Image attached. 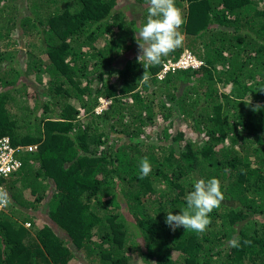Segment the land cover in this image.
I'll return each mask as SVG.
<instances>
[{
  "label": "trees",
  "instance_id": "obj_1",
  "mask_svg": "<svg viewBox=\"0 0 264 264\" xmlns=\"http://www.w3.org/2000/svg\"><path fill=\"white\" fill-rule=\"evenodd\" d=\"M175 6L183 45L145 83L146 0H0V139L24 148L0 177V264H264V0ZM184 51L198 67L162 72ZM210 178L205 232L172 231Z\"/></svg>",
  "mask_w": 264,
  "mask_h": 264
},
{
  "label": "clouds",
  "instance_id": "obj_2",
  "mask_svg": "<svg viewBox=\"0 0 264 264\" xmlns=\"http://www.w3.org/2000/svg\"><path fill=\"white\" fill-rule=\"evenodd\" d=\"M146 4L148 13L146 23L136 32L137 35L134 37L139 49L137 61H143L142 66L144 71L141 80L145 83L150 79V74L147 69L159 65L163 57L168 56L177 48H180L184 42V34L180 31L184 24V19L181 10L175 6V0H146ZM185 54L191 55L189 51H184L178 59L164 61L162 72L196 68L191 66L181 67L178 65L179 60ZM102 103H106V105L104 106ZM108 103L109 101L107 99L100 98L98 105L94 108V112L99 114L107 108ZM250 103L251 99L248 104ZM260 107L257 104L253 110L256 111ZM150 172L151 164L147 157H144L139 162L138 179H144ZM223 199L224 197L220 190L218 179H199L194 183L193 190L185 197L186 207L176 215L168 212L165 218V224L172 231L183 227L185 230L202 234L211 223L209 214L220 206ZM9 203L10 198L7 193L0 190V208L6 207ZM244 243L247 244L250 241H244ZM229 245L239 248V236H234L230 239Z\"/></svg>",
  "mask_w": 264,
  "mask_h": 264
},
{
  "label": "built area",
  "instance_id": "obj_3",
  "mask_svg": "<svg viewBox=\"0 0 264 264\" xmlns=\"http://www.w3.org/2000/svg\"><path fill=\"white\" fill-rule=\"evenodd\" d=\"M198 64L199 63L189 54H185L178 63L181 67H198ZM25 148L27 151H30L34 146H27ZM23 149L24 148L20 146L12 147L7 138L0 139V177L6 176L19 167L20 162L17 157ZM3 208H0V210H4Z\"/></svg>",
  "mask_w": 264,
  "mask_h": 264
},
{
  "label": "rangeland",
  "instance_id": "obj_4",
  "mask_svg": "<svg viewBox=\"0 0 264 264\" xmlns=\"http://www.w3.org/2000/svg\"><path fill=\"white\" fill-rule=\"evenodd\" d=\"M102 105H104V106H105V105H106V103H102ZM25 227L27 228V227H28V224H26V225H25ZM136 262H137V260H136Z\"/></svg>",
  "mask_w": 264,
  "mask_h": 264
}]
</instances>
